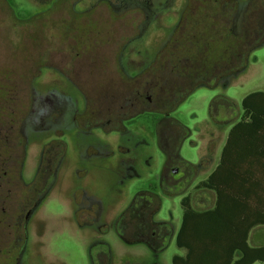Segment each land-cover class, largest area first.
<instances>
[{"label":"rangeland","instance_id":"374dc122","mask_svg":"<svg viewBox=\"0 0 264 264\" xmlns=\"http://www.w3.org/2000/svg\"><path fill=\"white\" fill-rule=\"evenodd\" d=\"M48 1L52 0H0V87L8 89L16 100L6 105L8 110H5V105L1 107L5 115L3 117L0 114V126H3L0 129V150L4 152L5 157L8 156V150L18 151V160L21 167H24L22 178L26 184L35 178L38 161L48 140L45 115L51 101L48 96L50 85L46 83L47 73L36 74L34 65L51 62L48 52L52 40L44 35L49 32L47 27H50V23L42 20V26V21L32 15L36 11H46L41 7ZM113 1L147 3V0ZM152 1L163 0H149L148 3ZM179 1L188 4L189 0ZM248 3L249 0H239V12L232 27L235 33L243 29V17ZM152 5H149V12L153 18L157 8L153 9ZM185 9L169 8L165 10V14L159 13L158 18L163 17L162 22H158L157 17L151 20L150 23L153 24H150L146 33L140 30L143 15L139 10L133 11V25L130 22L131 17L130 20L119 18L118 34H128L133 39L126 48L120 39L102 47L103 54H108L103 56V60L107 62L111 58L114 61L115 53L123 47L121 63L127 65L128 74L134 75L132 84H129L138 86L140 79L137 80L135 75L140 74L141 68L150 64L157 52L168 44L178 26V11L183 10V17ZM100 15L108 16L106 9H101ZM256 34L254 37L258 38L260 33ZM61 55L62 53H56L55 62L59 63L63 59ZM146 59L148 61L145 63ZM238 60L236 59V63H241V60ZM110 64L112 65V62ZM32 68L35 72H32ZM208 71V85L199 84L181 101L171 103L172 116L189 128L190 132L179 148L181 160L187 166H196L194 170L191 168L189 182L184 185L163 184L162 172L166 155L156 137V112H143L127 121L133 128H130L131 137L128 141L123 137L115 140L116 144L125 141L127 150L124 149L125 153L116 151L112 162L88 160L84 151L87 137L72 134L68 139L67 156L60 166L57 181L31 220L30 257L26 264H91L89 248L92 247V253L96 256L106 252L107 245L112 247L114 264H173V257L179 252L176 240H170L163 253L155 255L143 242H127L115 228L100 231L98 222L93 221L90 215H79L78 198L83 194L82 188L87 194L100 198L105 207L101 217L107 222L114 220L142 191L161 196V208L154 216L157 220L180 222L184 212L182 199L186 195L191 196L196 209L212 206L215 192L198 188L197 184L212 171L210 169L214 166L213 160L216 161L218 157V150L225 142L234 122L243 113V98L253 91L264 90V42L249 51L246 69L234 74L227 85H223L222 81L215 83L210 69ZM4 73L8 74L7 81ZM107 74H102L101 78L107 82L116 81L117 85L123 82L118 73ZM181 85L182 82L179 81L178 87ZM8 94L10 93L7 91H4V94L0 92V97L8 101L5 97ZM218 96H225L233 104H222L220 109L214 110L212 114L210 105ZM12 116H15L16 120H12ZM160 137L161 143L164 144L165 134L161 133ZM24 189L26 190L23 191ZM24 192H28V186L24 188L21 184H14L12 192L7 196L8 192L5 191V196L10 197L14 204L17 196Z\"/></svg>","mask_w":264,"mask_h":264},{"label":"flooded vegetation","instance_id":"af4514ba","mask_svg":"<svg viewBox=\"0 0 264 264\" xmlns=\"http://www.w3.org/2000/svg\"><path fill=\"white\" fill-rule=\"evenodd\" d=\"M148 1H146L147 3H140V1L117 3L113 0H52L41 7L42 9L45 8L46 11H36L32 14L38 20H45L50 23V27H47L49 32H44V35L52 40V46L48 52L51 62L48 64L40 62L42 64L34 65L36 74L47 73L46 83L50 85L48 96L51 101L45 115L48 140L38 161L35 178L29 184L23 182L22 169L24 167H21V162L18 160V151L15 149L8 150V156L5 157L4 152L0 150V264H26L28 262L31 220L57 181L60 166L67 156L68 139L74 133L82 134L84 138L87 137L88 142L84 151L88 160L97 159L98 162L102 163L112 162L116 151L125 153L123 152L124 149L127 150L125 141L119 144L115 143L119 137L126 138V141L131 137L130 128H133L128 125L127 121L143 112H156L158 113L155 117L156 137L166 155L162 172L163 184L174 185L179 183L184 185V183L189 182L191 168L193 170L194 168L187 166L177 158L179 156L178 149L185 140L183 136L187 131L185 133L176 126L177 119L172 116L170 111L157 107L158 104L150 94L148 82L144 88H141V91L138 90L140 86H130L134 75L128 74L127 65L121 63L123 49L132 41L133 37L128 34H118L119 18L130 20L134 9L139 10L143 15L140 30L146 33L151 26L150 24H153L150 21L158 18L159 13L163 15L165 10L169 8L178 9L182 7L184 9L189 5V1L187 4V2L179 0L152 1L149 3ZM150 4H153V9L157 8L153 18L149 12ZM9 8L11 10V6ZM101 9H106L108 16H101ZM182 11H178L180 14L176 28L179 27L182 20ZM129 17L131 18L129 19ZM162 20L163 17L158 18V22H162ZM130 22L133 25V18ZM43 23L42 21V26ZM118 39L124 42L122 43L124 48H120V51L115 53L114 61L110 58L106 62L103 60V56L108 54H103L102 47L113 41H118ZM54 42H56L55 45ZM58 47L59 49H57ZM163 50L162 47L152 58V62L141 68L140 74H144L145 77L148 76L150 65ZM56 53H62L63 59L59 63L55 62L56 59H54ZM147 61L148 59L144 62ZM32 72H35L33 68ZM107 72L118 73L123 82L117 85L116 81L107 82L105 79L103 80L101 76ZM140 74L135 76L138 77ZM98 76H100L99 79ZM216 109L219 110L220 107L214 108L212 106L210 110ZM4 115L1 114L3 117ZM12 118L16 120L15 116ZM0 127V129L3 128V126ZM161 133L165 134L164 144L161 143ZM14 184H21L24 188L28 186V192L19 194L13 204L11 198L7 196L12 192ZM5 191L8 192L7 196H5ZM82 191V196L78 198V213L79 215L82 213L90 215L93 221L98 222L97 227L100 231L115 228L123 239L130 243L132 240H137L136 235L141 234L142 238H139L138 241L145 243L155 255H159L168 247L169 243L163 250L153 248L147 242L151 238L147 235V230L143 232V229L149 228V225L135 224L131 215L127 213L128 208L139 193H144L141 197L145 198L147 203L154 199L153 195L161 198L160 195L150 191L139 192L129 205L115 216L114 220L107 222L101 217L105 210L103 201L97 196L87 194L83 188ZM160 208L161 205L158 209H145L147 220H151L155 225L170 221L175 230L173 221L155 219L154 216ZM99 221L102 222L99 223ZM160 231L159 225L157 232H152L154 243L159 242ZM104 243L109 244L105 241ZM107 246L106 252L96 256L92 253V247L89 248L91 264H114L112 247Z\"/></svg>","mask_w":264,"mask_h":264},{"label":"trees","instance_id":"16d2710c","mask_svg":"<svg viewBox=\"0 0 264 264\" xmlns=\"http://www.w3.org/2000/svg\"><path fill=\"white\" fill-rule=\"evenodd\" d=\"M238 7V0H189L179 27L150 65L148 76L140 74L136 77L140 79L138 90L141 91L148 82L157 107L170 111L171 103L181 101L195 86L208 85V69L215 83L222 81L227 85L234 74L246 69L249 51L264 42V0L249 1L243 29L235 33L232 27ZM256 32L260 33L258 38L254 37ZM236 59L241 63H236ZM5 76L7 81L8 74L4 73ZM225 76L229 77L224 79ZM179 81L182 82L180 87ZM4 91L10 94L5 96L8 101L0 97V114H3V105L8 110L6 105L16 101L12 93L1 86L0 92L4 94ZM222 104L233 103L225 96H218L212 100L210 109ZM242 107L243 113L229 130L217 165L197 184L198 188L215 192V206L199 211L194 208L190 195L182 199L184 212L176 240L180 247L187 248V254L175 255L173 264H190L194 250L199 246L206 248L208 240L213 239L231 242L232 249L227 255L220 252L210 259L202 258L201 263L254 264L258 260L264 261V245L252 247L248 243L250 230L256 225H264V90L247 94ZM176 124L185 133L187 131L183 136L187 138L189 128L178 121ZM177 158L181 160L180 156ZM143 194L136 196L127 213L135 224L149 225L143 232L147 230L151 238L145 239L153 248L163 250L173 235V225L170 221L159 223L161 236L159 242L154 243L152 232H157L159 225L147 220L145 209H158L161 198L153 195L154 199L147 203L141 197ZM135 237L137 240L142 238L141 234ZM236 249L240 251L238 258L234 254Z\"/></svg>","mask_w":264,"mask_h":264},{"label":"crops","instance_id":"0c3cea01","mask_svg":"<svg viewBox=\"0 0 264 264\" xmlns=\"http://www.w3.org/2000/svg\"><path fill=\"white\" fill-rule=\"evenodd\" d=\"M224 143H223V145H224ZM223 145H222V147H223ZM222 147L220 148V150H218V157H217L216 161H215V159L213 160L214 166H212L210 170H213L215 168V166L217 165V163L219 161V157H220ZM215 203H216V195H215V200H214V203L212 204V206H209V207H206L203 209H197V210L201 211V210L211 209L215 206ZM181 223H182V220H180V222H178V223L177 222L174 223L175 230H174V234H173L171 240L172 239L176 240L178 231L181 227ZM214 240L215 239L208 240V243L206 244L207 245L206 248H203L201 246L196 248V250H194V254H192L190 264H207V263H201L202 258L207 260L208 258L210 259V258L214 257L215 253L218 254L221 252L224 255H227L230 253V249H232L231 242L226 243V241L218 242V241H214ZM176 243H177V240H176ZM248 243L252 247H259V246L264 245V225H256L250 230L249 237H248ZM226 244L228 246H226ZM178 248H179V252L176 253L175 255L186 256L187 248L180 247L179 245H178ZM236 250L234 251V254H235V258H238L240 255V251L238 249H236ZM163 251H161V252L163 253ZM263 262L264 261L258 260L254 264H263Z\"/></svg>","mask_w":264,"mask_h":264}]
</instances>
